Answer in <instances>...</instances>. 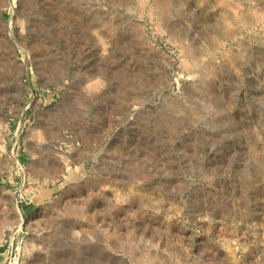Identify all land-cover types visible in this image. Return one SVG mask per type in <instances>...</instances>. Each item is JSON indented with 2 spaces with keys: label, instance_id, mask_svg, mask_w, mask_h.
Masks as SVG:
<instances>
[{
  "label": "rangeland",
  "instance_id": "rangeland-1",
  "mask_svg": "<svg viewBox=\"0 0 264 264\" xmlns=\"http://www.w3.org/2000/svg\"><path fill=\"white\" fill-rule=\"evenodd\" d=\"M0 264H264V0H0Z\"/></svg>",
  "mask_w": 264,
  "mask_h": 264
}]
</instances>
